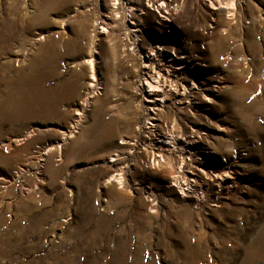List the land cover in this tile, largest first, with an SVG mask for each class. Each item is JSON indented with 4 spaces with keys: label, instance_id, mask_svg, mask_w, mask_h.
I'll use <instances>...</instances> for the list:
<instances>
[{
    "label": "rangeland",
    "instance_id": "1",
    "mask_svg": "<svg viewBox=\"0 0 264 264\" xmlns=\"http://www.w3.org/2000/svg\"><path fill=\"white\" fill-rule=\"evenodd\" d=\"M0 264H264V0H0Z\"/></svg>",
    "mask_w": 264,
    "mask_h": 264
},
{
    "label": "bare ground",
    "instance_id": "2",
    "mask_svg": "<svg viewBox=\"0 0 264 264\" xmlns=\"http://www.w3.org/2000/svg\"><path fill=\"white\" fill-rule=\"evenodd\" d=\"M167 11V10H166ZM165 11V12H166ZM104 30V29H103ZM195 65V64H194ZM194 65L191 67V68H194ZM197 70H198V68H195V69H193V77H196L197 76ZM180 75V74H179ZM172 79V78H171ZM190 79H192V77L190 78ZM207 80L209 79V78H206ZM193 80V79H192ZM177 81V80H176ZM169 82V81H168ZM173 83V82H172ZM151 85V84H150ZM152 86V85H151ZM155 86V85H154ZM183 93V92H182ZM182 93H181V95H182ZM176 94V93H175ZM186 94H188V93H186ZM184 96V95H183ZM188 98V97H187ZM177 100H179L180 102H181V100L183 99L182 98V96H180V94L178 95L177 94V98H176ZM160 141H166V140H164V139H161ZM191 142V141H190ZM194 148V147H193ZM165 150H167V148H165ZM113 160H115L114 158H111V160L110 161H113ZM234 165V164H233ZM221 174V173H220ZM228 174V173H227ZM226 175V174H225ZM219 175H215V177H218ZM227 176V175H226ZM228 177H229V174H228Z\"/></svg>",
    "mask_w": 264,
    "mask_h": 264
}]
</instances>
